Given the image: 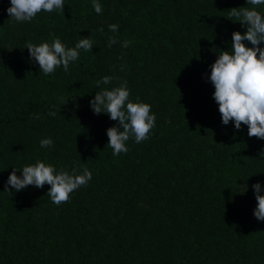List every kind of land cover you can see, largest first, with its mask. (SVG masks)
<instances>
[{
	"label": "trees",
	"instance_id": "obj_1",
	"mask_svg": "<svg viewBox=\"0 0 264 264\" xmlns=\"http://www.w3.org/2000/svg\"><path fill=\"white\" fill-rule=\"evenodd\" d=\"M98 2L100 14L93 0H64L63 11L18 23L10 0H0V264H264L253 188L264 189V139L222 123L209 79L221 51L231 53L233 33L247 31L229 10L264 16V4ZM57 37L66 48L90 38L92 50H79L67 72L45 75L25 44ZM105 76L111 83L98 86ZM125 81L129 101L149 104L156 122L117 156L107 130L119 122L90 102ZM45 138L51 147L40 146ZM37 160L57 173L87 167L92 179L60 205L47 184L6 192L14 168Z\"/></svg>",
	"mask_w": 264,
	"mask_h": 264
},
{
	"label": "clouds",
	"instance_id": "obj_2",
	"mask_svg": "<svg viewBox=\"0 0 264 264\" xmlns=\"http://www.w3.org/2000/svg\"><path fill=\"white\" fill-rule=\"evenodd\" d=\"M247 3L258 6L264 4V0H247ZM10 4L11 7L7 9L8 15L18 23L31 22L42 10L46 12L64 10V0H10ZM92 7L97 14L102 12L98 0H93ZM229 13L240 21L247 31L244 35L234 32L231 53L221 51L218 59L210 66L209 79L215 88L214 100L219 106L224 125L234 121L236 130H240L242 124L246 125L249 137L264 139V49L259 47L264 42V16L255 10V7L231 9ZM109 30L116 32L118 25H109ZM244 41L250 42L254 47H247ZM108 43L111 47L118 41L113 36L109 37ZM122 46L127 48L129 41H123ZM25 49L29 51L32 60L38 63L40 72L49 75L60 66L67 72L70 63L79 58V50H92V41L90 38H83L74 48H66L57 37L51 44L44 42L36 45L28 41ZM112 79L113 77L105 76L97 81V85H108ZM129 95L125 81L119 87L96 92L90 102L96 115L107 114L111 120L119 122L117 126L107 130L108 147H111L113 154L117 156L122 152L127 153L125 142L130 137H134L136 143L146 140L156 122V116L150 114L151 106L147 103L130 102ZM48 115L54 117L56 113L53 111ZM52 145L51 138L40 141L42 148H49ZM17 172H21L22 176H18ZM77 173L78 168H73L71 174L63 169L57 173L54 166L37 160L33 165L24 166L21 171L14 168L5 185V191L15 189L19 192L28 186L42 189L47 184L51 186L47 195L54 204L60 205L70 199V194L74 190L92 179V173L87 167L83 168L82 174ZM253 188L258 202L254 216L257 220L264 221V195H261L264 189L260 183L253 185Z\"/></svg>",
	"mask_w": 264,
	"mask_h": 264
}]
</instances>
